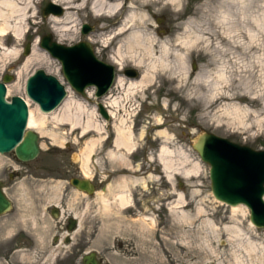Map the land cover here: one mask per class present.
Returning a JSON list of instances; mask_svg holds the SVG:
<instances>
[{
    "label": "rangeland",
    "instance_id": "1",
    "mask_svg": "<svg viewBox=\"0 0 264 264\" xmlns=\"http://www.w3.org/2000/svg\"><path fill=\"white\" fill-rule=\"evenodd\" d=\"M49 1L43 0L37 5L36 22L25 28L20 40L12 34L2 39L4 48L8 51L16 49L18 54L5 57L0 48V80L5 73L14 76L7 83V99L14 95L27 98L35 116L37 112L34 109L38 105L26 96L25 82L37 69L57 77L65 89L71 91L74 100L87 106L83 118L86 119L87 109L90 112L95 106L96 118L108 133L103 132L101 141L94 147V162L91 158L88 162V179L94 176L99 185L102 180L109 189L105 193L100 189L97 192L95 216L92 217L89 199L82 197L69 179L84 178L82 152L86 144L99 134L82 135L80 128L71 131L69 125L55 126L48 119L43 130H36L41 136V149L35 159L21 162L13 152L0 154V173L7 175L13 169L23 172L12 181L5 180L12 182L14 207L11 213L20 214L28 223L31 215L47 214L48 207L55 203L59 206L62 220L71 213L76 214L80 229L86 231L94 219L95 249L103 264H264V228L250 222L245 205L240 204L239 208L232 210L231 206L213 197L209 166L192 148V141L199 133L211 132L253 149H264V0H248L244 7L227 4V0H182L183 8L178 15L177 11L150 10L149 20L142 31L147 38L153 39L155 51L161 43L182 51L188 74L179 83L157 72L153 83L145 84L142 92L133 94L130 103L134 112L126 118V126L134 130L136 145L132 152L126 154V166L107 156L114 135L112 129L118 119L105 120L98 112L97 103L103 97L96 98L93 87L86 89V96L91 90L93 98L82 97L75 92L63 77L59 61L49 53L39 62L28 60V54H24L26 44L29 43L31 48L36 38L39 37L40 42L45 34H50L52 40L58 42L46 24L47 15L42 13V8ZM200 2L206 4L204 9L198 8ZM225 9L227 19L223 20L221 15ZM55 13L59 14L58 10ZM188 18H195L190 30L182 27V22ZM78 23L75 35L58 43L72 45L81 40L88 41L85 36L91 34L95 41L88 42L93 45L95 55L112 64L116 74L128 81L130 78L122 74L123 69L119 70L109 60V55L118 46L116 41L109 42L106 47L96 41L99 33L111 32V19L95 23L88 16ZM84 23L93 28L85 35L81 33ZM102 24L108 27L106 32L99 30L98 25ZM248 31L257 35L256 41L251 42ZM194 32L201 33L202 37L184 46L178 43L181 39L193 38ZM133 62L126 58L123 67H133L140 74L141 68L132 65ZM193 62L196 70L191 68ZM220 70L226 71V80L217 78ZM204 80L211 84L219 82L220 91L215 98L202 97L209 93ZM14 82L19 85L17 89L12 88ZM123 86L115 82L107 96L124 97ZM141 130L143 135L139 139ZM160 130H166L173 139L170 145L175 150V167L182 163V155L179 154L182 152L188 159L179 165V171L191 170L197 165L196 173L192 172L189 177L176 173L166 179L157 160L164 140L157 134ZM73 155L77 157L74 159ZM124 177L145 181L144 185L128 184L133 199L126 209L114 197L121 190L117 184ZM104 199H108V203ZM177 201L189 204L182 206L180 203V207H176ZM198 207H204L205 211L197 213ZM185 212L190 219L184 217ZM206 218L218 226L217 231L204 224ZM232 224L243 229L242 238L223 227ZM248 238L257 243L255 251L245 249ZM73 246L74 243L65 245V258L70 254L67 249Z\"/></svg>",
    "mask_w": 264,
    "mask_h": 264
},
{
    "label": "bare ground",
    "instance_id": "2",
    "mask_svg": "<svg viewBox=\"0 0 264 264\" xmlns=\"http://www.w3.org/2000/svg\"><path fill=\"white\" fill-rule=\"evenodd\" d=\"M42 1L43 0H0V48L3 49L2 53L1 51L0 53L3 56L10 57L18 54V50L16 49L8 51L4 48V42H2V39L7 38L12 34L17 40H20L19 38L24 33L25 28L30 23L36 22L37 5ZM49 2L54 3L61 8L59 14L50 12L46 17V24L54 33L58 42H62L63 40L74 36L76 33L75 30L79 24L78 22L85 17L89 16L95 23L101 21L105 22L111 19V32L99 33L96 35V41L104 47H106L109 42L116 41L118 46L115 51L109 55V60L116 65L119 70H124L126 68L123 67V61L126 58L134 61L132 65L141 68L137 79H129L128 81H125L121 75L116 76L114 83L116 82L123 86L128 82L126 86L122 87L124 90V97H113L111 94L107 96L108 92L102 96V100L98 102L107 110L109 120L116 117V119H118V123L115 124L112 129L114 135L110 142L107 156L114 161L121 163V165L126 166L128 165L126 154L132 152L136 145L134 140V130L129 126H126V118L128 116L130 117L132 112H134L133 104L130 103V100H132V97L134 96L133 94L142 92L145 84L153 83L157 72H162L166 77L172 78L179 83H181L183 78L185 79V76L187 77L188 74L186 71L184 53L177 49H170L166 43H161L157 46L158 49L156 51L158 54H155L156 51L154 50L153 39L147 38L142 31V27H144L149 20L150 10L157 12H165L167 10L172 12L177 11L176 14L178 15L179 11L183 8V2L182 0H50ZM247 2L248 0H227V4L242 5L243 7L248 5ZM219 3L221 5L224 4L222 1H219ZM205 5L204 2H200L198 8L204 9ZM44 7L42 8V11ZM223 13L221 19L226 20L227 9H225ZM194 19L195 18H188V20L182 22V27L190 30L195 22ZM98 28L99 30L105 31L108 27L102 24L98 25ZM248 35L251 42L257 40V35L253 32L248 31ZM85 37L88 41L94 43L95 40L91 34ZM201 37V33L194 32L193 38L188 40L181 39L178 43L184 46ZM39 45V37H37L30 48L27 56L28 60L39 62L40 59L47 58V50L40 46L41 49ZM141 48L143 49L142 53L140 52V50H142ZM225 72L226 71L224 70H220L217 74V78L226 80ZM204 83L208 85L209 93L202 95V97L215 98L216 94L220 91L219 82L216 81L211 84L208 80H204ZM18 87L19 85L17 82L12 84L13 89H17ZM87 97L93 98V92L91 90H88V96H86V98ZM25 99L29 110L28 123L25 129L30 128L35 129V131H41L46 127V122L50 119L55 123V126L69 125L71 131L80 128L83 133L82 135L88 133L99 134V137L91 139L86 144L85 150L82 152L84 154V159H82L83 176L84 178H89L88 162L90 158L91 161L94 162L92 155L94 147L101 141L102 133H108L103 124L96 118V107L94 106L90 112L88 111L89 109H87L88 113L86 114V119L83 118V112L86 110L87 106L81 101L74 100L71 91L67 90V96L61 105L50 112H40L35 106L34 110L37 112V115L35 116L33 108H31V102L27 98ZM156 121L159 122L160 119H156ZM159 124L160 123L157 125ZM157 134L164 139L157 160L166 179L172 178L176 173H181L183 176L189 177L192 172H197V165H194L191 170L185 169L184 171H179V165L186 162L188 159L187 155L182 152L179 153L182 155V163L177 164L178 166L175 167L173 159L175 150L170 145L173 139L170 138V135H168L166 130L157 131ZM142 135L143 130L139 133V139H141ZM60 143L63 145V140H61ZM76 157V155H73L74 159ZM122 180L123 181L117 184L121 190L114 194V197L121 207L126 209L132 203V196L130 190H128V184L139 183L144 185L145 181L135 177H124ZM104 202L108 203V199H104ZM180 203L183 204L182 206L189 204L187 202L177 201L175 202L176 207H180ZM240 206L241 205L231 206V209L236 210ZM171 208L174 207L171 206ZM204 211V207H198L197 209V213ZM183 215L186 219H190V215H186V212L183 213ZM151 219L154 222V218L151 217ZM203 222L214 231L218 230V226L212 222L210 218L204 219ZM250 226L253 228L251 223ZM223 227L230 229L234 236L239 239L243 237L242 235L244 234V231L238 224L224 225ZM246 242L247 243L244 245L246 250L255 251L258 248L257 243L251 238H248Z\"/></svg>",
    "mask_w": 264,
    "mask_h": 264
},
{
    "label": "water",
    "instance_id": "3",
    "mask_svg": "<svg viewBox=\"0 0 264 264\" xmlns=\"http://www.w3.org/2000/svg\"><path fill=\"white\" fill-rule=\"evenodd\" d=\"M61 12V8L47 2L42 13ZM87 23L81 26L83 35L92 31ZM40 46L61 66L62 75L69 86L82 97L86 89L93 87L94 96L101 98L113 85L115 67L99 59L93 45L85 40L72 45H64L52 40L50 34L41 37ZM30 44H26L24 54H29ZM191 68L196 70L193 62ZM135 69L125 70L123 75L135 76ZM14 76L5 73L0 80V154L13 152L21 162L35 159L40 152V135L32 129H25L29 110L25 99L14 95L5 99L7 83ZM26 96L38 105L41 112H50L63 103L67 96L65 86L57 77L47 74L43 69L35 70L25 82ZM98 112L109 119L107 110L101 103ZM192 148L200 160L209 166L211 193L216 200L229 206L245 205L249 210L250 222L264 228V149H253L238 144L211 132H201L192 141ZM69 183L75 189L89 193L90 180L71 177ZM11 208L10 199L0 188V213ZM83 264H102L92 252L83 258Z\"/></svg>",
    "mask_w": 264,
    "mask_h": 264
},
{
    "label": "flooded vegetation",
    "instance_id": "4",
    "mask_svg": "<svg viewBox=\"0 0 264 264\" xmlns=\"http://www.w3.org/2000/svg\"><path fill=\"white\" fill-rule=\"evenodd\" d=\"M132 68H125L122 74L125 70ZM138 77L139 73L136 72L131 78L137 79ZM22 173L14 169L7 175L4 172L0 173V188L11 201L9 211L0 213V264H77V262L83 264L84 256L92 252L103 264V259L98 257L95 249L96 224L94 219L86 231L80 229V220L77 219L76 214L71 213L66 216L65 220H62L59 206L55 203L48 207L47 214L31 215L32 219H28V223L24 222L26 218L20 214L11 213L14 207L12 182L5 180L17 178ZM89 180V193L80 191V194L89 199L91 216L94 217L97 192L100 189V192L105 193L109 188L102 180L99 181V185L94 176ZM73 237L74 241H72ZM70 243H74V246L72 249H67L70 254L65 258L64 247Z\"/></svg>",
    "mask_w": 264,
    "mask_h": 264
}]
</instances>
